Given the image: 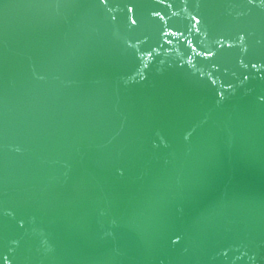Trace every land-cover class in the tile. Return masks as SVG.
Instances as JSON below:
<instances>
[{"label": "water", "instance_id": "obj_1", "mask_svg": "<svg viewBox=\"0 0 264 264\" xmlns=\"http://www.w3.org/2000/svg\"><path fill=\"white\" fill-rule=\"evenodd\" d=\"M0 264H264V0H0Z\"/></svg>", "mask_w": 264, "mask_h": 264}]
</instances>
